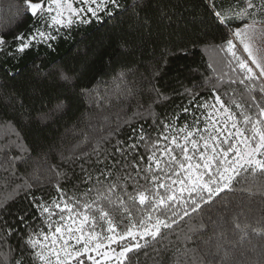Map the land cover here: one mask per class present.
<instances>
[{
    "label": "snow or ice",
    "instance_id": "6c2138e0",
    "mask_svg": "<svg viewBox=\"0 0 264 264\" xmlns=\"http://www.w3.org/2000/svg\"><path fill=\"white\" fill-rule=\"evenodd\" d=\"M24 4L23 11L40 19L46 29L88 25L101 15L114 19L119 13L130 14L147 32L148 10L159 0H131L127 5L122 0H47L46 6L44 0H24ZM206 5L214 30L220 33V43L211 46L223 54L217 63L229 71L209 64L211 73L202 82L175 91L181 103L162 117L154 105L171 97L152 84L159 69H153L148 101L138 100L132 116L123 101L135 95L134 88L118 84L99 97L98 122L92 126L97 135L85 134L67 155L60 154L62 164L73 166L71 176L57 165L45 170L55 173L57 195L45 198L33 191L45 183L37 168L25 172L20 177L23 183L12 189V199L23 195L34 212L14 213L6 202L0 203V264H140L141 255L151 264H233L237 252L245 256L246 245L256 255L253 264H264V216L253 223V209L248 206L245 211L242 201L230 217L225 203V213L218 218L209 216L208 223L201 218L198 226L186 230L183 226L186 217L202 213L203 206L214 203L221 193L234 192L242 173L264 181V49L255 43L264 37V0H233L227 7L206 0ZM33 27L30 36L13 37L19 41L15 50L0 36V51L19 59L35 44L51 48L55 35ZM127 44L120 41L125 51ZM77 75L61 68L52 74V82L71 90ZM67 100L57 98L54 107L45 106L33 115L23 94L0 95V108L12 113L0 121L6 140L0 146L5 185L19 165L31 159L22 130L46 124L53 113L65 110ZM112 108L117 110L111 112ZM146 116L152 117L151 124ZM9 133L15 140L7 138ZM13 148L18 154L10 151ZM73 180L69 192L62 181ZM47 182L53 183L51 178ZM241 191L249 198L257 192L264 196V183L257 192Z\"/></svg>",
    "mask_w": 264,
    "mask_h": 264
},
{
    "label": "trees",
    "instance_id": "16d2710c",
    "mask_svg": "<svg viewBox=\"0 0 264 264\" xmlns=\"http://www.w3.org/2000/svg\"><path fill=\"white\" fill-rule=\"evenodd\" d=\"M46 2L44 0V4ZM232 2L233 0H217L218 4L225 7ZM122 3L130 4L131 0H122ZM25 7L24 0H0V36L10 42L13 50L19 43L13 37L18 34L30 36L34 25L42 31L51 30L56 38L49 42L51 48L44 43L35 44L19 59H12L7 50L0 51V95L13 91L23 94L33 115L45 106L54 107L57 98L68 97V100L65 110L53 113L46 124L22 130L25 143L32 150L31 159L27 164L19 165L16 176L10 179L9 184L5 185V174L0 169V203L6 202L9 210L14 213L24 209L30 213L35 211L27 207L23 195L12 199V189L23 183L20 177L25 172L30 174L35 169H40L39 174L45 183L44 187L33 189L36 194L43 193L45 198L57 195L54 187L55 173L45 170L51 165H57L71 176L73 166L62 164L60 154L67 155L70 149L83 140L85 134L90 137L97 135L98 130L92 127L97 124L100 112L95 101L115 90L118 84L135 89V95L123 101L127 114L132 116L137 109L138 100L148 101L153 69H159V75L152 80V84L171 97L164 103L154 105L157 116L162 117L165 113L173 112L181 103V98L175 95V91L180 90L182 85L191 87L195 82H202L204 75L211 73L209 64H214L217 70L229 71L223 63H217L223 54L211 46L213 43H220V33L214 30L215 26L208 16L206 0H159L156 8L148 10L150 31L147 32L144 31V26L134 24L130 14L122 16L119 13L114 19L101 15L100 20H93L88 25L73 24L70 28L46 29L42 27L40 19L23 11ZM130 24L135 30L129 27ZM212 37H216L215 41L211 40ZM121 40L128 41L127 51L121 48ZM165 49L174 54L168 55ZM241 55H244L242 50ZM164 56L167 57V62ZM61 68L78 74L71 90L52 82V74ZM119 75H123L122 81L117 80ZM116 110L110 109L111 112ZM11 116L10 111L0 108V121ZM146 119L151 124L152 117L146 116ZM4 137V130L0 128V146L6 142ZM7 138L15 140L11 133ZM10 151L18 154L15 148ZM44 154H47V160ZM3 158V154H0V160ZM75 171L78 173L79 168L76 167ZM48 178L52 179V184L47 182ZM237 179L239 183L234 192L227 195L221 193L214 203L203 206L202 213L186 217L183 225L185 230L198 226L201 218L205 223H208L209 216L218 218L225 213V203H228V217L239 210L238 204L241 201L245 211L248 206L253 209L250 214L253 223L264 216V203H261L264 196L257 192L264 181L243 173ZM74 183V180L62 181V186L71 192ZM241 189H251L257 195L249 198L247 191ZM208 230H211V225ZM177 231H180L178 227ZM169 239L174 240L175 235L170 234ZM13 243H16L15 239ZM250 248L251 245L245 246V256L237 252L233 264H253L256 255L249 251ZM140 264H151V261H146L141 255Z\"/></svg>",
    "mask_w": 264,
    "mask_h": 264
},
{
    "label": "crops",
    "instance_id": "0c3cea01",
    "mask_svg": "<svg viewBox=\"0 0 264 264\" xmlns=\"http://www.w3.org/2000/svg\"><path fill=\"white\" fill-rule=\"evenodd\" d=\"M255 43L257 48L264 49V37H258Z\"/></svg>",
    "mask_w": 264,
    "mask_h": 264
},
{
    "label": "rangeland",
    "instance_id": "374dc122",
    "mask_svg": "<svg viewBox=\"0 0 264 264\" xmlns=\"http://www.w3.org/2000/svg\"><path fill=\"white\" fill-rule=\"evenodd\" d=\"M44 5L46 6V5H47V2H46ZM54 14H55V12H53V15H54ZM45 15H46V14H45ZM56 27H58V26H56ZM56 27H55V28H56ZM48 32L51 33V30H49ZM51 34H52V33H51ZM113 247H116V246L113 245ZM93 255H94V253H93ZM89 262H90V261H89Z\"/></svg>",
    "mask_w": 264,
    "mask_h": 264
}]
</instances>
